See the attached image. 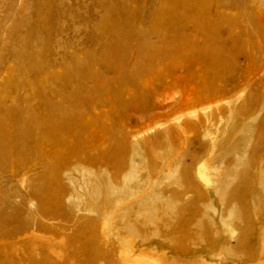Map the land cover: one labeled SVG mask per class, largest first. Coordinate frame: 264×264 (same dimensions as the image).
Wrapping results in <instances>:
<instances>
[{
  "label": "rangeland",
  "instance_id": "374dc122",
  "mask_svg": "<svg viewBox=\"0 0 264 264\" xmlns=\"http://www.w3.org/2000/svg\"><path fill=\"white\" fill-rule=\"evenodd\" d=\"M0 80V264H264V0H0ZM42 85L67 146L10 153Z\"/></svg>",
  "mask_w": 264,
  "mask_h": 264
},
{
  "label": "bare ground",
  "instance_id": "6f19581e",
  "mask_svg": "<svg viewBox=\"0 0 264 264\" xmlns=\"http://www.w3.org/2000/svg\"><path fill=\"white\" fill-rule=\"evenodd\" d=\"M215 63L210 64L209 67L213 68L215 66ZM5 77H7V75ZM41 82H42L41 84H44L43 80ZM29 85H30V91L32 93L33 90L36 89L37 85H35L34 83H30ZM41 88H42L41 89L42 96L38 98L40 103L38 104L36 109H35V106H33V103L31 104L29 103L26 107H24V108H27L25 112L22 111V113L20 114L17 112L13 113V116L11 119L13 120V122H11L9 128L11 130H14L13 133L15 134V136H11L9 133H6V138L8 140V143L9 145H11L10 153H12L13 149H16L17 147L22 146L27 151L28 156L29 154L31 155L32 150L35 149L37 153L41 155V157L46 159L48 158V155L50 153L49 152L50 147L54 146L56 148H59L60 150V149L65 148V146H67V140L65 136L63 135L62 127L59 124H57V120L59 119H54L49 116V112H51L52 109H54L55 111H59L58 106L51 104L50 99L47 98V92H48L47 87L42 85ZM12 99L13 101L18 99L16 97V94H14ZM225 104L227 103L226 102L221 103V105H225ZM200 111H203V110H200ZM221 134H225V131H223ZM213 149L214 147L213 148L210 147L209 151H213ZM258 150L261 152L260 160L264 161V145L260 144ZM245 154H246V148L242 147L238 150L233 151L232 157L238 162H245V165H244L245 167H248V168L252 167V165L250 164V161L248 160ZM69 157L79 158V155L76 152H71V156L66 155V156H63V158H61V163L67 162ZM26 161L27 160H24V164H27ZM241 167H243V165L237 164L234 168V172L238 171L239 168ZM253 167L257 175H260L261 177L260 188L264 192V163L263 162L262 163L259 162L258 164L256 163ZM82 168L84 167H82L80 164H77L74 167V169H77V170H81ZM211 171L216 172L217 169L213 168L212 166H206V165L199 166L194 171V177L196 178L198 182L203 184V186H208L210 182L214 183L215 179L218 178V176L213 175ZM10 174H11V177L13 178L17 177V173L14 170L10 171ZM223 174H219V176L221 178H225L226 175L223 176ZM252 180H255V179H252ZM125 181H127L126 177L124 178V182ZM180 182H181L180 178L175 179L171 183V187L174 190L179 188ZM220 183L218 180V183H216V185L213 187V191L215 194H218L223 189H226L229 185V181L226 183H222V184ZM132 185L133 186L131 188L136 187L135 183ZM124 187H126V183L124 184ZM101 190H102L101 186L99 185L92 186L91 192L89 193L90 197L91 198L98 197ZM104 190H105L107 198L111 194H114V193H118V192L124 193L122 192L123 190H118L110 182H107L105 184ZM121 201H122L121 198L115 199V203H120ZM226 221H227L226 218H222V217L220 218V222L222 226L226 228V231L232 233L231 226ZM260 257H261L260 259H264V236L262 238V250L260 253Z\"/></svg>",
  "mask_w": 264,
  "mask_h": 264
}]
</instances>
